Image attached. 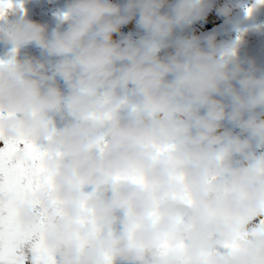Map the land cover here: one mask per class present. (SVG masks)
Wrapping results in <instances>:
<instances>
[{
    "label": "clouds",
    "instance_id": "obj_1",
    "mask_svg": "<svg viewBox=\"0 0 264 264\" xmlns=\"http://www.w3.org/2000/svg\"><path fill=\"white\" fill-rule=\"evenodd\" d=\"M239 7L67 0L63 30L0 24V136L47 153L17 222L57 264H264V67L189 31Z\"/></svg>",
    "mask_w": 264,
    "mask_h": 264
},
{
    "label": "snow or ice",
    "instance_id": "obj_2",
    "mask_svg": "<svg viewBox=\"0 0 264 264\" xmlns=\"http://www.w3.org/2000/svg\"><path fill=\"white\" fill-rule=\"evenodd\" d=\"M256 2L264 4V0ZM5 6L12 5L0 0V17ZM46 154L43 145L0 136V264H57L42 230H26L17 222V202L26 200L47 179L42 165Z\"/></svg>",
    "mask_w": 264,
    "mask_h": 264
},
{
    "label": "flooded vegetation",
    "instance_id": "obj_3",
    "mask_svg": "<svg viewBox=\"0 0 264 264\" xmlns=\"http://www.w3.org/2000/svg\"><path fill=\"white\" fill-rule=\"evenodd\" d=\"M7 2H10L12 6L5 11L4 17L0 18V24H3L5 20L11 22L24 15L26 19L47 24L49 32L53 28L59 27L63 30L66 27V23L62 24L59 21L58 12L64 9L67 0H7ZM214 2L220 5L225 3V0H214ZM254 2L257 3L256 0H232L233 4H239L240 7L234 9L231 21H226L213 8L205 20L196 22L189 31L201 36L217 32L220 38L238 40L240 47L237 54L240 58L244 61L252 60L257 66L264 67V4L257 3L258 6L252 8L251 5ZM249 8H252L250 13L247 11ZM121 31L125 35L131 33L134 38L141 34L135 21L124 26ZM11 54V46L0 43V59H5ZM24 56L54 62V58L42 55L41 50L34 45L22 48L21 57ZM261 150H264V146Z\"/></svg>",
    "mask_w": 264,
    "mask_h": 264
},
{
    "label": "water",
    "instance_id": "obj_4",
    "mask_svg": "<svg viewBox=\"0 0 264 264\" xmlns=\"http://www.w3.org/2000/svg\"><path fill=\"white\" fill-rule=\"evenodd\" d=\"M21 52H22V49H20V50L16 53V55H17L18 58H24V57H25V56H24V57H21Z\"/></svg>",
    "mask_w": 264,
    "mask_h": 264
},
{
    "label": "rangeland",
    "instance_id": "obj_5",
    "mask_svg": "<svg viewBox=\"0 0 264 264\" xmlns=\"http://www.w3.org/2000/svg\"><path fill=\"white\" fill-rule=\"evenodd\" d=\"M56 82L60 84V86L63 88V82L60 81L58 78H55Z\"/></svg>",
    "mask_w": 264,
    "mask_h": 264
}]
</instances>
